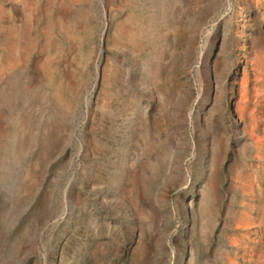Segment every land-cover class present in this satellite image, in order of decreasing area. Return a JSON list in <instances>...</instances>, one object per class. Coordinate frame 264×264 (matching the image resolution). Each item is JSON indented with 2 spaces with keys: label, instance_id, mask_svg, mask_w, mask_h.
Returning <instances> with one entry per match:
<instances>
[{
  "label": "rangeland",
  "instance_id": "rangeland-1",
  "mask_svg": "<svg viewBox=\"0 0 264 264\" xmlns=\"http://www.w3.org/2000/svg\"><path fill=\"white\" fill-rule=\"evenodd\" d=\"M0 264H264V0H0Z\"/></svg>",
  "mask_w": 264,
  "mask_h": 264
},
{
  "label": "bare ground",
  "instance_id": "bare-ground-1",
  "mask_svg": "<svg viewBox=\"0 0 264 264\" xmlns=\"http://www.w3.org/2000/svg\"><path fill=\"white\" fill-rule=\"evenodd\" d=\"M69 1V0H68ZM72 1V0H70ZM70 3V2H69ZM111 3V2H110ZM109 3V4H110ZM128 3V2H127ZM116 4V3H115ZM117 5V4H116ZM104 9V7H102ZM101 8V9H102ZM110 10V9H109ZM107 12V19H108V23H107V31H106V39L109 42L108 46L111 47H120L123 46V37H125V39L129 42H135L137 40V38L139 39V37L141 36V32L142 29L137 26V31L136 32H131L128 31L127 26L129 24V26H131L134 21H135V16H136V11H137V7L136 5H134L133 3H130L128 6H116L114 7V9H112L111 11ZM86 14V12H84ZM83 14V15H85ZM106 14V11H105ZM82 15V16H83ZM64 16V15H63ZM87 16V15H86ZM90 16V15H89ZM68 17V16H67ZM66 17V19H67ZM65 18V17H64ZM69 18V17H68ZM82 18V17H81ZM104 18V17H103ZM61 19V18H60ZM65 19V21H66ZM83 19V18H82ZM63 20V19H61ZM68 21L70 20L67 19ZM86 20V18H85ZM88 20V17H87ZM97 20V19H96ZM64 21V22H65ZM67 21V25L64 29L66 28H71L70 25L68 24L69 22ZM63 22V23H64ZM73 22V21H72ZM80 22V21H79ZM62 23V22H61ZM61 23L59 25H61ZM131 24V25H130ZM63 25V24H62ZM74 25V23H73ZM98 25V24H97ZM106 25V23H105ZM64 26V25H63ZM94 26V25H93ZM87 27V26H85ZM132 27V26H131ZM130 27V28H131ZM80 28V27H79ZM91 28V27H90ZM78 29V28H77ZM89 29V28H88ZM95 29V28H94ZM63 30V29H62ZM92 30V29H91ZM90 30V31H91ZM96 30V29H95ZM65 31V30H64ZM61 32V31H60ZM73 32V31H72ZM89 32V31H88ZM94 32V31H93ZM96 32V31H95ZM91 33V32H90ZM89 34V33H87ZM98 34V33H97ZM92 35V34H91ZM98 36V35H97ZM94 37V36H93ZM100 37V36H99ZM68 38V37H67ZM82 39H84L83 37H81ZM102 38V37H101ZM100 38V39H101ZM100 43V42H99ZM139 44V43H138ZM137 44V45H138ZM93 48V47H92ZM86 49V48H85ZM123 51V50H122ZM95 52V51H94ZM90 58V57H89ZM73 59V58H72ZM75 60V59H74ZM51 65V64H50ZM47 67V66H46ZM10 69V67H9ZM54 71V70H53ZM71 73V72H70ZM78 73V72H77ZM73 74V73H72ZM65 76V75H64ZM68 76V75H67ZM71 76V75H70ZM73 76V75H72ZM86 76V75H85ZM70 78V77H69ZM67 84V83H66ZM74 84V83H73ZM58 86V85H57ZM70 87V86H69ZM68 88V87H67ZM72 90V89H71ZM76 90V89H75ZM56 94V93H55ZM58 98V97H57Z\"/></svg>",
  "mask_w": 264,
  "mask_h": 264
}]
</instances>
